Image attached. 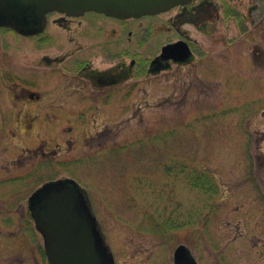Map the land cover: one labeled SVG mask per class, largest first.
I'll return each instance as SVG.
<instances>
[{"label": "rangeland", "instance_id": "374dc122", "mask_svg": "<svg viewBox=\"0 0 264 264\" xmlns=\"http://www.w3.org/2000/svg\"><path fill=\"white\" fill-rule=\"evenodd\" d=\"M212 1L214 18L231 7L254 17H228L216 33L174 27L178 8L127 21L51 13L39 37L0 28V181L12 179L0 185V264H49L28 200L65 177L116 264H174L180 245L198 264H264V0ZM184 31L194 61L147 73ZM133 58L144 74L109 103L76 75L78 62Z\"/></svg>", "mask_w": 264, "mask_h": 264}, {"label": "water", "instance_id": "95a60500", "mask_svg": "<svg viewBox=\"0 0 264 264\" xmlns=\"http://www.w3.org/2000/svg\"><path fill=\"white\" fill-rule=\"evenodd\" d=\"M194 1L0 0V27L10 28L23 36H34L46 29L48 14L52 12L69 17L96 12L126 20L158 15ZM190 54L187 43L180 41L165 46L160 58L176 62L186 60ZM29 208L36 229L43 236L50 264H115L96 227V218L75 181L66 179L44 184L30 197ZM187 251L190 253L184 245L178 247L176 264H180L178 260ZM188 259V264H196L194 257L189 255Z\"/></svg>", "mask_w": 264, "mask_h": 264}, {"label": "flooded vegetation", "instance_id": "af4514ba", "mask_svg": "<svg viewBox=\"0 0 264 264\" xmlns=\"http://www.w3.org/2000/svg\"><path fill=\"white\" fill-rule=\"evenodd\" d=\"M177 8L179 9V11L177 12V14L174 17L173 24H174V27H176V28L179 27L178 28L179 30L181 27H183L186 24H188L190 26H197L199 22H204V24H206V27L208 26L210 29H212V31H214V33H216L219 30V25L223 24L226 21L225 19L228 17L234 18L239 27H242V26L244 27V25H246L247 19H250V18L252 19L254 17V10H252L253 8H251V9L249 8L247 12L246 11L244 12V11L238 10L235 7H231V8H228L226 10L225 17L223 14L222 15L220 14L217 17H215L216 18L215 19L214 15H213V11H214L215 7H214V3L212 0H197L188 6H179ZM93 14H96V13H93ZM96 15H101V14H96ZM62 17H63V20L68 19V18L69 19L73 18V17H68L64 14H62ZM82 17H85V15ZM82 17H80V18H82ZM106 18H108V17H106ZM111 19H113V18H111ZM124 21H127V20H124ZM183 33H185L184 36H182V38L178 39L176 42L185 41L187 43L188 47L190 48V51H191L190 56L186 60L181 59V60H177L176 62H175V60H170V61L164 60L163 58H160V55L162 54V50L165 46L164 45L161 48V54L150 62L149 69L146 70L147 73H149V72L150 73L160 72V71H162L168 67H171L172 64H174V63L189 64V63H192L194 61V54H193L194 48L193 47L196 45L195 44L196 39L193 36H191V34H189L188 31H184ZM16 34H18V33H16ZM18 35H20V34H18ZM39 36H32V37H39ZM220 38H224V37L221 36ZM176 42H173V43H176ZM168 44H171V43H168ZM177 58L179 59V58H181V56H177ZM64 59H65L64 57L52 58V57L46 56V57H44L43 60H45L48 65L52 66L54 62L63 63L62 61H65ZM77 65H78V67H77L76 75L79 78L81 76V78H83L87 82H89V84L93 87L94 90L98 91L102 96L105 97V99L102 100V102H104V104L109 103L111 101V97L113 95L112 93H113V90L115 87L119 86L122 83H125L126 81H129L132 78L137 77V75H143L144 74V70L141 69L142 67L139 68L140 73L135 72V70L138 71V69H137L138 63H137V60L134 58L131 59L129 64H127L125 61H120L119 63L115 62L114 65H112L111 67H109L107 69H103V70L93 68L92 63L86 62V61L82 62L81 64H80V62H78ZM24 90H26V91H24L25 92L24 95H26V97L30 100V102L32 101L31 103H36V102L41 101V94L39 92L34 91L29 87H26ZM59 90H60V88H59ZM61 90H63V89H61ZM67 90H68V88L64 89V91H66V92H67ZM77 90L78 91L80 90V86L77 88ZM60 96L61 95H59L58 98H60ZM54 100H56V99H53V101ZM1 118H2V112L0 111V122H1ZM34 122H36V121H31L30 123H34ZM30 129H32L34 131L35 126L34 125L30 126ZM27 136H28V134H27ZM29 138H31V136H29ZM34 149H36V148L30 149V150H34ZM13 179H15V178H13ZM60 179L66 180V179H68V177L60 178ZM69 179H72V178H69ZM11 180L12 179L1 180L0 185H1V183L6 184ZM29 212H30V216L32 218L30 208H29ZM177 249H178V247H177ZM176 250L174 252V264H176V260H175ZM188 250L190 251V253L187 251L186 255H183L178 260L180 264H188L189 255L193 258L191 250L189 248H188ZM42 253L45 255L44 244H43ZM186 257H187V259H186ZM195 261H196V259H195ZM196 264H198L197 261H196Z\"/></svg>", "mask_w": 264, "mask_h": 264}]
</instances>
